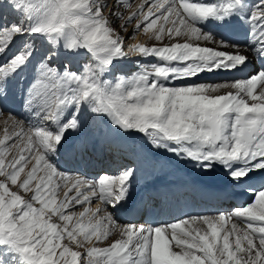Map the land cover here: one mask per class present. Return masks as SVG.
<instances>
[{
    "label": "snow or ice",
    "instance_id": "1",
    "mask_svg": "<svg viewBox=\"0 0 264 264\" xmlns=\"http://www.w3.org/2000/svg\"><path fill=\"white\" fill-rule=\"evenodd\" d=\"M128 138L239 203L121 223ZM0 264H264V0H0Z\"/></svg>",
    "mask_w": 264,
    "mask_h": 264
},
{
    "label": "bare ground",
    "instance_id": "2",
    "mask_svg": "<svg viewBox=\"0 0 264 264\" xmlns=\"http://www.w3.org/2000/svg\"><path fill=\"white\" fill-rule=\"evenodd\" d=\"M140 39L141 36H137L135 40L139 41ZM123 67L127 69L131 67V63H125ZM220 78L221 77L219 75L201 77V79L209 80H216ZM138 140V138L135 140L128 138L125 141L114 144L112 149H115V151L119 153V155L117 153L118 157H120L122 156L120 154L122 150L124 151L127 148L129 149L132 147L131 143ZM136 150H138V152L134 151L136 155L141 152L137 148ZM129 151L132 152L131 149ZM124 154L125 153H123V155ZM141 154H143V152ZM104 156H106L104 151L97 152L93 162L90 165H84V169H82V171L86 169L87 172L90 170L94 174ZM118 157L114 161L112 158L108 161V164H110L108 166L106 164V170L114 172L117 168H119L117 163V160H119ZM134 162L139 169L136 184L137 197L133 205L130 206L129 210H121L119 212L118 215L121 223H144L148 221L142 209L149 206L151 208V215H149V217L153 216L167 203L166 200H183L184 207L179 208V206L182 205L180 201L173 204V213L170 217H168L167 221L176 217H181L185 214L205 213L215 210L216 208L228 210L233 203H239L238 200L231 201L219 198L217 193L213 191L212 187L206 186L219 183L218 180H201L187 169L177 170L175 166L170 164L164 156H153L145 153L144 163L142 165L137 163L138 160H135ZM93 174L89 175L92 176ZM187 200H190L193 203V206L189 207V203H186ZM162 217L163 216L159 214L158 220Z\"/></svg>",
    "mask_w": 264,
    "mask_h": 264
},
{
    "label": "rangeland",
    "instance_id": "3",
    "mask_svg": "<svg viewBox=\"0 0 264 264\" xmlns=\"http://www.w3.org/2000/svg\"><path fill=\"white\" fill-rule=\"evenodd\" d=\"M109 2L110 3H112V2H114V0H109ZM137 37V36H136ZM136 37H135V39H136ZM144 39V37L143 36H141V39L138 41V42H140V41H142ZM136 41V40H135ZM136 41V42H137ZM129 42H131V41H129ZM125 63H121V64H118L117 65V68L118 69H121L123 72H130L132 69H134V67H135V65L134 64H131V67H129V68H124L123 67V65H124ZM132 144H134V145H132ZM139 140L138 141H136V142H134V143H131V146L132 147H130L129 149L127 148V149H125L124 151L122 150V152L123 153H125L124 155H123V153L121 152L120 154L122 155V156H120V157H118V155H119V153L118 152H116L115 151V149H111L110 151L109 150H106V151H104L105 152V154H106V156H104V158L101 160V163L99 164V169L98 168H96V170L97 171H95V175L97 174V173H99V172H101V170H106V168H107V166H106V168H105V165L107 164V162L112 158V160L114 161L117 157H118V159L119 160H117V163H118V166L120 167V166H122V165H126V164H128L129 162H133V161H135V160H138V164H140V165H142L143 163H144V158H145V153H143V154H141L142 152H140L139 154H135L134 153V151H137L138 152V150H136V148L137 149H139L140 150V147H139ZM135 150H134V149ZM132 150V152L131 151H129V150ZM117 153H118V155H117ZM116 154V155H115ZM139 156V157H138ZM122 158V159H121ZM136 158V159H135ZM134 159V160H133ZM116 163V164H117ZM110 164V163H109ZM81 169H84V165H81ZM85 172H87V170L85 169L84 170ZM138 173V172H137ZM94 174H93V176H95Z\"/></svg>",
    "mask_w": 264,
    "mask_h": 264
}]
</instances>
